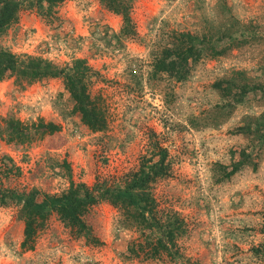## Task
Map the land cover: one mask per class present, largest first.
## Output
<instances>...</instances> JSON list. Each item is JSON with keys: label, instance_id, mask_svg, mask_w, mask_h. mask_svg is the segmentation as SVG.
<instances>
[{"label": "rangeland", "instance_id": "374dc122", "mask_svg": "<svg viewBox=\"0 0 264 264\" xmlns=\"http://www.w3.org/2000/svg\"><path fill=\"white\" fill-rule=\"evenodd\" d=\"M52 9L47 17L20 10L0 45L53 71L85 59L105 78L94 90L107 94L108 127L90 131L72 112L61 73L29 82L12 75L0 78V117L38 114L59 130L24 147L0 139V154L24 160V182L58 191L67 181L56 161L90 183L150 164L162 155L157 144L165 146L170 173L155 178L152 191L186 223L171 236L183 256L124 258L134 232L106 202L84 214L101 243L73 237L54 214L33 249L21 250L22 219L0 205V264H187L185 256L264 264V0H135L132 39L115 38L120 15L101 0H62ZM171 30L188 32L198 49L182 77L151 66L152 47L165 46Z\"/></svg>", "mask_w": 264, "mask_h": 264}, {"label": "trees", "instance_id": "16d2710c", "mask_svg": "<svg viewBox=\"0 0 264 264\" xmlns=\"http://www.w3.org/2000/svg\"><path fill=\"white\" fill-rule=\"evenodd\" d=\"M62 0H0V34L16 23L19 11L33 9L37 14L52 16V7ZM135 0H101L108 10L120 15V26L114 35L118 39H132L137 36L135 23L130 13ZM165 46L151 49V66L165 70L175 77H182L189 70L190 50L197 48L189 41V33L171 30ZM44 63V64H42ZM153 63V64H152ZM42 64V65H41ZM61 73L64 89L71 100V110L78 114L80 121L90 131H101L108 127L107 94L101 88L94 90L98 81L105 78L86 63L85 59L74 58L71 65L52 70L41 58L23 52H14L0 45V78L16 75L20 80L29 82L42 76ZM59 130V124L41 115L20 118L6 113L0 117V139L20 146H28L40 141L44 136ZM162 155L150 164L140 162L136 169L120 174H96L89 183L74 178L67 160L56 161V167L66 172L67 184L58 191L43 190L23 181V165L8 153L0 154V205L14 206L23 222L21 250H32L37 235L46 227L47 219L57 215L68 228L70 235L83 238L85 243L96 245L101 240L91 226L84 220L90 206L106 202L115 207L116 220L132 228L134 235L125 246L124 258L139 257L147 260L169 259L183 256L179 246L171 241V236L180 233L186 226L176 209L161 204L152 191L155 178L170 173L167 148L162 145ZM165 234L168 240H165ZM173 247V251L170 248ZM187 264H200L190 256L184 257Z\"/></svg>", "mask_w": 264, "mask_h": 264}]
</instances>
